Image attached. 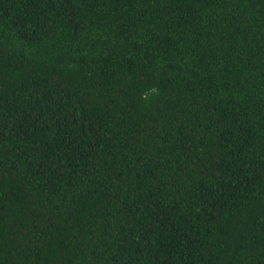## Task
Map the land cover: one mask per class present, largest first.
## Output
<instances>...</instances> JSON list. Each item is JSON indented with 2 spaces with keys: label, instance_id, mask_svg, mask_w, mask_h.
<instances>
[{
  "label": "trees",
  "instance_id": "16d2710c",
  "mask_svg": "<svg viewBox=\"0 0 264 264\" xmlns=\"http://www.w3.org/2000/svg\"><path fill=\"white\" fill-rule=\"evenodd\" d=\"M0 264H264V0H0Z\"/></svg>",
  "mask_w": 264,
  "mask_h": 264
}]
</instances>
